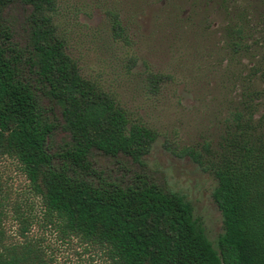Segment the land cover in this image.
<instances>
[{
    "label": "trees",
    "instance_id": "trees-1",
    "mask_svg": "<svg viewBox=\"0 0 264 264\" xmlns=\"http://www.w3.org/2000/svg\"><path fill=\"white\" fill-rule=\"evenodd\" d=\"M62 1L0 0V264H76L48 233L101 264H264V0H74L105 8L114 38L143 8L178 34L216 23L222 115L187 150L214 179L215 240L180 191L94 165V151L140 163L158 131L82 73Z\"/></svg>",
    "mask_w": 264,
    "mask_h": 264
},
{
    "label": "rangeland",
    "instance_id": "rangeland-1",
    "mask_svg": "<svg viewBox=\"0 0 264 264\" xmlns=\"http://www.w3.org/2000/svg\"><path fill=\"white\" fill-rule=\"evenodd\" d=\"M75 3L61 2L58 22L82 73L112 90L133 115H140L158 131L140 163L94 151V165L111 175L142 171L158 184L180 191L215 240L222 219L211 196L214 179L187 150L202 149L215 136L222 115L224 88L214 53L216 23L200 25L196 35L178 34L157 21V8H143L128 24V38H114L105 8L91 3L79 8L80 3ZM63 136L62 131L55 135L57 140ZM48 239L56 244L59 260L101 264L98 254L76 240L61 244L50 233Z\"/></svg>",
    "mask_w": 264,
    "mask_h": 264
}]
</instances>
